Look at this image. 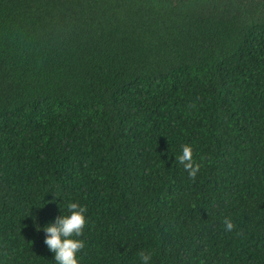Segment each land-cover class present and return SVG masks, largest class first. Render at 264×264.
Instances as JSON below:
<instances>
[{
    "label": "trees",
    "instance_id": "1",
    "mask_svg": "<svg viewBox=\"0 0 264 264\" xmlns=\"http://www.w3.org/2000/svg\"><path fill=\"white\" fill-rule=\"evenodd\" d=\"M73 202L78 264H264V0H0V264Z\"/></svg>",
    "mask_w": 264,
    "mask_h": 264
},
{
    "label": "clouds",
    "instance_id": "2",
    "mask_svg": "<svg viewBox=\"0 0 264 264\" xmlns=\"http://www.w3.org/2000/svg\"><path fill=\"white\" fill-rule=\"evenodd\" d=\"M176 159L187 171L189 179L194 181L200 171L201 164L194 160L191 145H182V154ZM86 211L87 209L78 203H69L67 214L57 216L54 223L44 226L43 231L47 234L44 243L55 254L56 264H78L76 256L84 247V241L74 237H79L83 233L86 224ZM223 225L229 232L235 228L232 220L227 217L223 220ZM36 227L39 231V225ZM241 234L237 233V235ZM139 255L141 264H150V254L141 252Z\"/></svg>",
    "mask_w": 264,
    "mask_h": 264
}]
</instances>
